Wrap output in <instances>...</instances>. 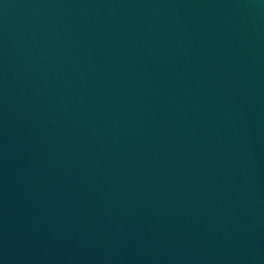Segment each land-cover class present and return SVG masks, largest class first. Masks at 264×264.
Instances as JSON below:
<instances>
[{"label": "water", "instance_id": "obj_1", "mask_svg": "<svg viewBox=\"0 0 264 264\" xmlns=\"http://www.w3.org/2000/svg\"><path fill=\"white\" fill-rule=\"evenodd\" d=\"M0 264H264V0H0Z\"/></svg>", "mask_w": 264, "mask_h": 264}]
</instances>
